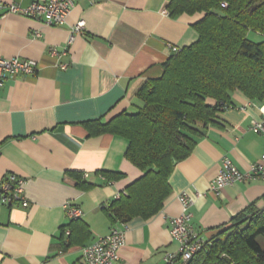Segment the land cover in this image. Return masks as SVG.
I'll return each mask as SVG.
<instances>
[{"label": "crops", "instance_id": "crops-1", "mask_svg": "<svg viewBox=\"0 0 264 264\" xmlns=\"http://www.w3.org/2000/svg\"><path fill=\"white\" fill-rule=\"evenodd\" d=\"M31 1L0 0L21 6ZM169 2L77 0L58 26L0 9V59L37 63L34 75H19L0 86V180L8 173L23 178L28 201L26 207L0 204V264H85L83 225H75L70 243L67 239L66 203L82 210L80 223L89 231L84 244L121 225L111 222L106 209L142 173L124 157L126 139L91 136L84 123H107L137 111L136 93L161 76L172 55L169 47L182 49L197 40L192 25L203 13L170 16ZM80 20L84 29L74 33ZM206 102L215 104L210 97ZM231 103L234 108L216 113L189 157L175 163L163 208L149 219L125 223L116 264H165L164 253L176 250L169 230L171 218L181 212V192L191 197V224L207 242L236 216H249L251 205L264 207L262 179L226 187L219 197L208 191L223 157L245 172L264 153L263 136L249 130L251 120L261 119L264 100L233 92ZM101 173L122 177L108 181ZM76 175L90 188L80 189Z\"/></svg>", "mask_w": 264, "mask_h": 264}, {"label": "trees", "instance_id": "trees-1", "mask_svg": "<svg viewBox=\"0 0 264 264\" xmlns=\"http://www.w3.org/2000/svg\"><path fill=\"white\" fill-rule=\"evenodd\" d=\"M167 10L170 16L203 13L192 25L197 40L168 57L161 76L141 86L136 112L121 113L107 123H84L91 136L109 133L126 139L124 157L142 173L125 195L109 203L106 213L113 224L146 220L163 208L175 163L189 157L219 110L234 108L233 92L250 101L264 100V0H170ZM249 32L263 40L251 41ZM209 97L214 105L206 102ZM101 174L108 181L122 177ZM74 177L80 189L90 188ZM247 210L249 216H236L186 264H264V249L256 240L264 236V207ZM80 219L69 220L67 239L70 243L75 225H83V247L89 231Z\"/></svg>", "mask_w": 264, "mask_h": 264}, {"label": "built area", "instance_id": "built-area-1", "mask_svg": "<svg viewBox=\"0 0 264 264\" xmlns=\"http://www.w3.org/2000/svg\"><path fill=\"white\" fill-rule=\"evenodd\" d=\"M77 0H33L27 6H21L17 3L3 4L0 2V9L7 12L18 13L41 21L44 25H63L67 15L74 8ZM95 3L98 0H88ZM222 7H226V3H221ZM84 21L80 20L72 27L74 33H81L84 29ZM172 54L181 51L178 47H169ZM51 55H58L56 49H50ZM65 68V65L61 66ZM37 69V63L33 60H20L18 58L0 59V86L7 79H14L19 75H34ZM260 120H251L249 130L255 134H260L264 138V105L260 106ZM87 177V174L83 175ZM257 179L264 180V153L260 158L252 163L245 172L238 170L232 161L223 157L220 161V168L217 175L209 184V193L219 197L224 188L233 186L237 183L245 181H253ZM23 178L8 173L0 180V204L11 206L20 204L23 207L28 205L27 198L24 194ZM125 195V192L117 195L119 198ZM200 196V194H197ZM181 212L170 220V237L176 245L174 252H166L163 255L165 264H175L181 262L186 264L192 259L193 255L201 251L208 244L201 235L193 228L191 224V213L189 211L192 205V199L187 192H181L177 197ZM66 215L68 220H76L82 217V210L78 207L65 204ZM125 224L120 226H112L109 233L96 241L89 243L81 248L82 258L85 264H116L119 259V250L124 245ZM69 234V231L66 232Z\"/></svg>", "mask_w": 264, "mask_h": 264}, {"label": "rangeland", "instance_id": "rangeland-1", "mask_svg": "<svg viewBox=\"0 0 264 264\" xmlns=\"http://www.w3.org/2000/svg\"><path fill=\"white\" fill-rule=\"evenodd\" d=\"M247 38L250 39L253 42H260L261 40H263V37L255 34L253 32H249L247 34ZM136 101H137L136 103H138L139 105H141V102L139 100H136ZM132 112H136V110L135 109H132ZM256 240H258V242L260 243V245L264 249V236L258 237V239H256Z\"/></svg>", "mask_w": 264, "mask_h": 264}, {"label": "water", "instance_id": "water-1", "mask_svg": "<svg viewBox=\"0 0 264 264\" xmlns=\"http://www.w3.org/2000/svg\"><path fill=\"white\" fill-rule=\"evenodd\" d=\"M172 162H173V163H175V161H174V160H172Z\"/></svg>", "mask_w": 264, "mask_h": 264}]
</instances>
